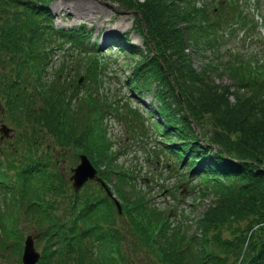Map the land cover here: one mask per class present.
Returning <instances> with one entry per match:
<instances>
[{
	"label": "trees",
	"instance_id": "16d2710c",
	"mask_svg": "<svg viewBox=\"0 0 264 264\" xmlns=\"http://www.w3.org/2000/svg\"><path fill=\"white\" fill-rule=\"evenodd\" d=\"M53 1L0 0V105L4 123L15 130L12 138L0 141V264L19 262L30 232L39 235V264H264V168L258 166L264 159V59L249 61L230 53L228 61L215 64L211 58L202 72H195L184 36L196 53L217 52V26L224 18L243 19L240 0L227 5L207 0L202 7L198 0H110L127 11L138 10L143 18L135 29L145 48H121L130 58L121 66L136 70L128 75V86L155 98L160 142L176 162H187L180 178L198 179V195L217 198L196 221L166 205L171 202L168 188L158 180L153 191L164 186L166 191H157L163 199L155 202L139 180L131 179L107 153L102 127L97 118L90 119L95 110L83 114L82 99L71 94L58 71L51 73L47 53L64 41L80 56H90L94 84L104 58L98 44H83L91 34L86 26H55ZM153 50L157 54L151 55ZM220 67L241 92L236 102L229 98L234 92L212 76ZM64 68L71 71L64 63L60 74ZM195 123L204 132L196 131ZM74 145L93 157L103 179L115 183L122 213L102 187L83 200L82 192L67 186V176L50 174L48 163L36 157L39 149ZM179 185L168 187L178 193ZM142 243L147 249L138 253Z\"/></svg>",
	"mask_w": 264,
	"mask_h": 264
},
{
	"label": "rangeland",
	"instance_id": "374dc122",
	"mask_svg": "<svg viewBox=\"0 0 264 264\" xmlns=\"http://www.w3.org/2000/svg\"><path fill=\"white\" fill-rule=\"evenodd\" d=\"M143 1L144 0H138V2ZM201 1L205 3V1L207 0ZM256 2L259 4V8L256 10V12L259 11L264 15V0H256ZM50 8L55 12V23L57 28L63 27L66 29H71L72 27L84 25L87 29L93 31L91 38L92 41L97 36L98 43L101 46H103L105 49L111 48V53L109 52L110 50L106 52L104 51V54H106V56L104 59H102V63H106V67L101 71L102 81L99 84L100 92L98 98L99 105L104 106L103 109L107 108L109 104H112V107H118V109H120L122 112H126L130 110V107H132L133 109L137 107L136 101L145 105H147L146 102L154 103L151 94H144L143 101L139 100L137 95H132V92L130 91L126 80L128 74H132L133 72H136V70L134 69L133 65H129L131 68L127 67V69L119 65L120 60L123 58L125 52L122 50H116V46H114L113 44L115 42H119L122 46L118 47L125 48L127 50L132 47V44L141 45L142 48H145L146 45L144 44L143 37L135 29L137 27L136 23H139L137 19H139L140 22L143 21L141 12H139L138 10L127 11L123 7H121L118 2H113L110 0H54ZM144 23L145 22H143V24ZM180 27L183 31H185L181 25ZM143 28L146 31V28ZM253 32L256 33V36L250 41L243 39L238 43L235 42L233 38L232 41L228 42V45H230L231 47L237 46L236 48L232 49L230 53H235V55L237 53H240L246 60L249 61H252V59L254 58H259V61H261V59H264V31L257 32L255 30ZM123 34H126L124 35L127 37L126 40L122 38ZM184 36L185 38H187L185 42H189L188 45H186V52L188 53V57L190 59L192 58L191 63L193 69L196 70L195 72H202L209 60L212 61L213 59V63L218 64L228 61V58L231 56L230 53L228 54L226 52V46H224L219 52H216L215 49L211 53L205 52L203 50L201 51V54L196 53V47L192 45L190 37L186 33L184 34ZM167 53L169 54L170 51H168ZM153 54H157V51L153 50L151 55ZM138 56L140 55H137L135 57L136 61L139 60ZM58 59L59 58H56V56H53L52 61L56 62ZM87 59L89 60L88 57L83 58V62H86ZM129 59V57H124L122 59V62ZM60 62L62 61H59L58 64ZM65 62L69 63L68 61ZM77 64V66L79 67V74H88V70L85 64H80V62H77ZM141 65L142 64H140L139 67ZM212 76L215 77L216 83L226 85L229 87L231 92H234L233 95H231L229 98L231 102H236L237 96H240L241 92H239L238 89L233 86L235 82L231 78L228 71L221 69L220 67L219 71L214 72ZM169 78L171 82H175L174 78L171 75ZM91 83L92 82H88L87 86L85 85L83 90L93 91ZM176 87H178V85H176ZM107 113L109 112H106V115ZM144 115L146 114L144 113ZM121 118L122 117L118 116L116 118H103V124L105 127H107V132H109L112 137V143L114 146L113 149L120 151L122 146L125 144L135 146L124 151L120 158H118L117 160L120 163L125 162L126 164L124 166L130 168L133 171L134 178L132 180H139L138 182L142 183L140 185L149 190V193L153 197V200L155 202H159L161 201V199H163V196H156L155 194L157 193V191L160 193H164L166 191V187H160L156 192H154L153 186L155 177L157 178L158 176L159 178H162L166 174L169 177V181H173L174 177H176L177 175L176 172L169 171L166 168L167 160H170V157H166V159L160 158L161 163H158V158L154 156V151L152 150L151 146V139L153 136L151 135L152 131H147L145 127H141V125L139 124V120L133 121L132 128L131 125L126 126L125 119H123L122 121L118 120ZM132 118H134V115H132ZM134 127L136 128V131L134 130ZM193 128L196 131H201V129L203 130V127L198 125V123H195L193 125ZM140 130L141 132H147L145 136L149 137L151 143H147L144 140V137L142 139L145 143H142V141L140 140L141 138L139 137L140 135H138V132ZM134 136L137 139H134ZM237 138L238 137L234 135L231 139L233 141H237ZM83 142L87 143L85 140H83ZM76 148L77 147H75V145L70 146V148L68 149L69 152L63 154L61 153L64 151V149L60 147L52 149V151L48 152L49 156H51L52 158L59 159L58 165L61 168V171L65 172L66 175L71 173V168L76 167L80 161V159L78 158V155L80 153L77 154L79 152V148ZM82 149L83 148H80L81 151H83ZM92 154L95 155V153ZM231 154L236 158L237 156H239V152L236 149H234ZM148 158L151 160H148ZM92 160L95 163L93 157ZM258 166L264 168V159L263 163L261 165L258 164ZM69 176L70 174L67 177ZM141 177H145L146 182H143L144 178L140 179ZM177 181L175 183H177ZM151 183L152 187L150 188ZM108 184L109 186L113 185L112 188L117 196L114 187L115 183L108 182ZM97 189H99V186L96 183H92L87 186V188H85L82 192L83 200H86V197L91 196V194L96 192ZM117 197L123 205L122 200L119 198V196ZM129 198L131 200H135L136 196L132 194L129 196ZM216 199L213 195L208 199L197 202V206H195V208H193L190 213H188L177 203H170L169 207H174L179 213L184 212L186 215H190V218H194L193 221H196L199 217H202V214L207 211L209 206L212 205V203H214ZM192 231L193 229L191 230V232ZM225 234L228 235V233ZM131 236L132 235L129 233V237ZM159 242L160 244H163V241L159 240ZM140 248L141 249L138 253H145L147 249L146 245L142 243L140 245ZM173 264H176V261H173Z\"/></svg>",
	"mask_w": 264,
	"mask_h": 264
},
{
	"label": "water",
	"instance_id": "95a60500",
	"mask_svg": "<svg viewBox=\"0 0 264 264\" xmlns=\"http://www.w3.org/2000/svg\"><path fill=\"white\" fill-rule=\"evenodd\" d=\"M82 162L80 165L74 169L73 178L75 180L74 186L78 189L85 181L89 178H95L97 170L91 164L87 156H81ZM116 204L120 208V203L116 200ZM40 258V253L36 251L34 238L29 236L26 240V246L23 254V264H36Z\"/></svg>",
	"mask_w": 264,
	"mask_h": 264
},
{
	"label": "bare ground",
	"instance_id": "6f19581e",
	"mask_svg": "<svg viewBox=\"0 0 264 264\" xmlns=\"http://www.w3.org/2000/svg\"><path fill=\"white\" fill-rule=\"evenodd\" d=\"M69 7V6H68Z\"/></svg>",
	"mask_w": 264,
	"mask_h": 264
}]
</instances>
